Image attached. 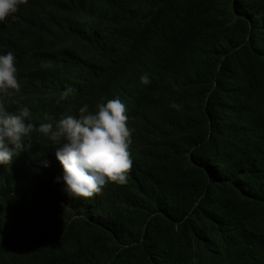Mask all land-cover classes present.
<instances>
[{
	"label": "trees",
	"instance_id": "trees-1",
	"mask_svg": "<svg viewBox=\"0 0 264 264\" xmlns=\"http://www.w3.org/2000/svg\"><path fill=\"white\" fill-rule=\"evenodd\" d=\"M46 3L42 116L110 99L118 164L75 205L1 187L0 264H264V0Z\"/></svg>",
	"mask_w": 264,
	"mask_h": 264
},
{
	"label": "clouds",
	"instance_id": "clouds-1",
	"mask_svg": "<svg viewBox=\"0 0 264 264\" xmlns=\"http://www.w3.org/2000/svg\"><path fill=\"white\" fill-rule=\"evenodd\" d=\"M46 7V0H0V188L41 187L75 205L81 188L97 196L118 164V109L101 99L95 108L79 102L52 119L42 116L35 96L47 78L34 83L33 77L49 70L24 35Z\"/></svg>",
	"mask_w": 264,
	"mask_h": 264
}]
</instances>
